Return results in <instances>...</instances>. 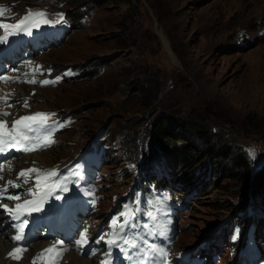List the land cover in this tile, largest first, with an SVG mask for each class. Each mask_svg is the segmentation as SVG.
I'll use <instances>...</instances> for the list:
<instances>
[{
  "label": "rangeland",
  "instance_id": "obj_1",
  "mask_svg": "<svg viewBox=\"0 0 264 264\" xmlns=\"http://www.w3.org/2000/svg\"><path fill=\"white\" fill-rule=\"evenodd\" d=\"M0 9H4L0 24L18 23L29 12L47 13L51 23L41 19L35 30L59 22L60 14L70 19L79 15L60 44L35 54H15L13 73H24L37 83L17 82L19 89L11 92L15 100L10 108L16 118L44 112L55 113L49 123L63 122L64 127L50 138L55 143L29 153H43L48 170L75 160L96 138L103 141V166L88 176L92 194L100 198L90 225L106 218L134 176L136 162L130 161L129 152L123 153L121 140L138 128L147 139L139 143L137 154L144 161L153 153L157 157V143L148 134L162 115L202 121L212 133L245 150L254 162L251 169L264 163V0H0ZM42 80L54 83L45 86L39 83ZM174 131L181 143L204 152L203 142L181 128ZM24 159L17 156L15 160L31 168L28 161L33 158ZM215 162L220 167L217 172L211 169L210 181L218 173L226 178H220L218 187L211 190L206 181L199 182L195 169L188 175L186 170L178 171L175 162L166 168L168 191L183 205L174 219L176 234L170 253L193 251L189 258L193 261L200 252L209 260L207 264H234L237 246L231 251L216 228L224 226L223 239L232 222L240 221L245 228L244 219L250 217L236 208L239 199L259 205L256 214L262 220L264 203L252 195L254 190L249 193L251 189L248 196H236L242 184L226 172L228 163ZM200 164L209 166L208 158ZM189 176L201 188L182 186V190L184 181L179 180ZM34 177L25 184L17 175L19 192H15L22 200L31 197L25 193L35 187ZM263 227L261 221L258 242L264 241ZM263 257L260 253L254 262H263ZM30 260L16 263L32 264ZM36 263L42 264L38 259Z\"/></svg>",
  "mask_w": 264,
  "mask_h": 264
},
{
  "label": "snow or ice",
  "instance_id": "obj_2",
  "mask_svg": "<svg viewBox=\"0 0 264 264\" xmlns=\"http://www.w3.org/2000/svg\"><path fill=\"white\" fill-rule=\"evenodd\" d=\"M4 15V9H0V16ZM35 19L37 22L33 24L32 27H39V20H43L45 24L51 23L47 19V13L40 12H29L24 19L20 20L15 24H0V28L6 31V35L0 37V43L7 42V36L13 34L15 31H27L28 35L32 34V27H28V22ZM60 19H63V15L60 14ZM15 71V69H13ZM0 81L4 83L18 82V77L0 76ZM28 83H37L35 79L26 81ZM41 85H48L49 83H54V81L42 80L39 82ZM12 93H6L4 96H0V101H3L5 107H12L13 105L8 102V97ZM24 107H29L27 100L24 102ZM12 116V113L0 110V156L5 158H16L12 155L13 152L17 153H30L33 151H40L42 149L50 147L55 141L50 139L60 128L64 127L63 122L53 121L49 123L55 113H44L36 112L30 115L20 116L18 118L13 117L8 120L7 117ZM4 170V164H0V172ZM11 170V165L9 164V169ZM35 173L34 177V188L27 189L25 195L33 196V199H25L23 203H16L13 207H9L7 203L3 201H20L21 194H9V187H19L16 181L8 180L3 187H0V209L10 217L11 227L15 230V235L11 237L12 240L20 242L25 238V230L29 224V220L24 218L30 216L32 212H39L43 209V205L47 202L48 198L53 195L55 189L59 188L62 192H67L68 188L66 186L67 177L62 180L57 179L59 177V172L56 169L51 170H41L37 168L23 169L18 173V179L24 178L23 183L28 184L32 178V174ZM80 173H77L79 175ZM0 179H4L0 175ZM60 200V196L55 197ZM167 199V198H165ZM93 205L95 201H92ZM162 204L163 201H160ZM128 209V205L124 206ZM140 209L137 207L135 209H129L128 211H123L120 213L122 217H133L134 222H129L125 219L123 224L119 222L110 225V232L105 235H101L96 238L95 243L100 244L103 241L108 251L104 254L105 259L101 260V264H111V253L113 248L125 253L127 259L131 261V264H149V255L151 253L152 264H168L166 258L168 252L164 247L159 246L156 243H149L148 239L144 238L139 231L135 232H125L124 229H140L148 228L147 223H141L138 219H135ZM146 215L152 219L155 216L152 212L146 213ZM116 219V218H113ZM4 222H0L2 225ZM148 235L154 236L155 233L149 232ZM159 235H165L164 231H161ZM105 236L108 238L105 239ZM62 241H58L51 247L44 249L37 257L33 258L32 264H36L37 259L44 258L47 255L45 264H58L59 260L62 258L64 251L66 249L58 247L62 245ZM89 244V232L88 228H84L79 232V238L75 240V245L78 249L83 250L86 245ZM24 251H27L24 247L14 248L8 253V256L13 259H21ZM91 254L95 255L96 250L91 249Z\"/></svg>",
  "mask_w": 264,
  "mask_h": 264
},
{
  "label": "trees",
  "instance_id": "obj_3",
  "mask_svg": "<svg viewBox=\"0 0 264 264\" xmlns=\"http://www.w3.org/2000/svg\"><path fill=\"white\" fill-rule=\"evenodd\" d=\"M74 15H77V18H73L74 21H78L80 19L78 17V13H75ZM67 18H63V20L70 24V29H72V26L74 25L72 23L73 19ZM93 73L94 70L89 74L92 75ZM175 127L181 128L183 131L187 132L188 135L193 136L200 142H203L204 152L199 153L197 148L189 143H181L182 140L180 134L174 131ZM133 130L137 131L136 136H134L135 131ZM133 130L131 131L132 135L124 138V140H121V144L124 145L123 153H125V151L129 152L130 155L128 157L131 156L130 161H133V164L136 162L135 169L139 168L140 174H143V176L146 173L150 174L156 164L164 166L165 168H170V162H175V166H177L176 168L178 171L186 170L188 173L193 169H195V171L197 170L196 173L199 176V182L203 184V182L206 181L207 184H209L208 190H211L213 187H218V183H220L221 179L226 178V176H222L223 178H221L218 173L217 175H214L213 179L210 181L209 173L211 172V169L212 172H217V170H219L220 166L217 167L214 165L216 164L215 161L219 159L229 164L230 167H228L226 171L229 176H235L242 184L241 189L236 192V196L243 198L244 196H248L249 193H252V190H254L252 195H254V197H259L261 195V201L264 203V163L259 169H251L254 162L245 150L239 146L237 147L233 145V142L230 140L228 141L222 134L212 133L211 129L207 128L202 121H198L193 118L184 119L173 115H162L158 117L150 127L149 134L151 135L148 134L149 138H152L153 142L157 143V157L155 153H153L154 157H152V155L145 161L144 158L139 157L140 155L137 154V149L139 147V143L141 141L143 143V141L147 138L146 136L143 138V131L140 132L138 128L135 129L133 127ZM140 135L142 138H140ZM99 144L101 146L104 145L103 141H99ZM206 158L209 160V166L205 164H200L203 165L200 166L199 163ZM143 161L144 164L140 165ZM125 162L129 163L127 158L125 159ZM122 163L124 162L122 161ZM167 163H169V165ZM205 173L208 174L205 175ZM182 181H184V183ZM179 182H182L183 184H181V186L187 188L188 190L192 188H201L200 186H197L196 181H192L191 176L185 179H180ZM249 182L254 183H252L253 186L250 188L247 187ZM159 183H162V181ZM250 189L251 191L249 192ZM257 191L258 194L256 193ZM246 204L247 201L241 202L239 199L236 201L235 206L238 211H244Z\"/></svg>",
  "mask_w": 264,
  "mask_h": 264
},
{
  "label": "bare ground",
  "instance_id": "obj_4",
  "mask_svg": "<svg viewBox=\"0 0 264 264\" xmlns=\"http://www.w3.org/2000/svg\"><path fill=\"white\" fill-rule=\"evenodd\" d=\"M251 1H254V0H251ZM248 5H250V4H248ZM255 17L256 16H254V18ZM158 35H160L162 37L165 49H168V44H167V41L164 39V36H162L159 32H158ZM14 61H15V53H13L9 57V59H7L6 63H4V64L2 62L0 63V76L15 77V75H17V74L13 73ZM26 79L32 80L33 78L30 76H27ZM17 89H19V87L14 82L4 83V82L0 81V96H4L6 93H11V92L14 93V92H16ZM26 95H28V96H26ZM24 96H25V98H28L29 94H25ZM8 100H9L8 102L10 104H12V102H14V100H15V96L14 95L9 96ZM11 109L12 108H10V107H5L3 101H0V110L7 111V112L11 113ZM13 117H15V115L9 116V117H7V119L11 120ZM41 154H43V153L29 154L28 156H25L24 161H27L26 157H32L33 159L28 161L31 168L48 170L49 168L46 169L47 166L44 164V159L41 156ZM15 159L16 158H14V159L9 158V159H5V160L0 161V164H4V170L2 172H0V175H2L4 177V179H0V187H3L8 180L16 181L18 183V179H17L18 173L23 169H28V167H29L28 165H24V163H21V161L15 160ZM9 164L11 165V170H8ZM33 175H35V173H33ZM148 175H150L152 179L155 178V175H152L151 173ZM15 191H16V187L15 188L9 187V189H8L9 194H16V192H19V191H16V192ZM256 193L258 194V191ZM23 201L24 200L21 199L20 201L5 200L3 202L7 203L9 207H13L16 203H23ZM3 217H8V219L10 218L4 212L3 209H0V222H1ZM7 220H5V221H7ZM1 227H2V225H0V228ZM15 234L16 233H15V231L12 230V227H9V229H5L2 232H0V264H18V263H16L17 261L30 260L34 257H37V255L39 253H41L44 249L51 247L53 244H55L58 241H61L60 239H47V240L42 239V241H38V240H35L32 242L28 241V243H29L28 245H26V243H24L23 245L20 246V245H15L13 243V240L11 239V237ZM38 237L40 238V236H38ZM17 247H24L27 249V251H24L23 253H21L22 258L18 259V260L13 259V258L8 256V253ZM58 247H62L64 249H66V251H64V253H63L62 258L59 260L58 264H97L99 262V260L96 257H93V258L80 257L79 254L74 250V245L72 243H69V242L62 243V245H59ZM178 251H176L175 253H177ZM47 255H49V254H46V256L44 258L38 259V261L41 260L42 264H45V261L47 259Z\"/></svg>",
  "mask_w": 264,
  "mask_h": 264
}]
</instances>
